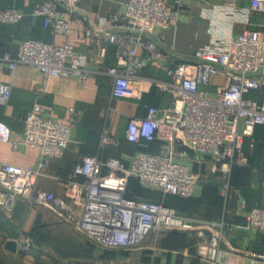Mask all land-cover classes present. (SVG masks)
<instances>
[{"label":"crops","instance_id":"obj_1","mask_svg":"<svg viewBox=\"0 0 264 264\" xmlns=\"http://www.w3.org/2000/svg\"><path fill=\"white\" fill-rule=\"evenodd\" d=\"M41 1L0 0V9L13 7L24 14L17 22L0 21V54L16 56L26 40L72 44L88 57L89 76L86 80L76 75L46 76L29 64L12 69L0 61V83L11 86L8 102H0V121L6 122L13 139L21 142L19 148L13 149L11 143L0 141V160L23 167L39 162L40 151L23 143L26 115L36 106L44 115L71 124L68 146L61 156L50 158L36 178L35 187L54 192L79 214L84 212L87 196L79 187L84 177L72 172L74 164L87 155L98 156L104 162L117 158L129 164L140 152L160 153L164 149L159 139L131 142L127 138L131 118L146 116L150 106L164 109L172 100V93L160 88L154 79L171 80L168 69L175 61L192 60L196 50L209 43L214 27L226 36L264 29V10L253 8L252 0H167L175 20L166 28H158L165 57L150 62L148 53L140 49L142 64L137 70L143 93L141 97L119 96L114 93V77L104 71L123 61L116 54L115 44H109L102 54L96 31L101 16L123 13L129 0H79V12L87 18L85 23L77 20V14H65L60 9L70 23V33L47 27L45 17L34 14ZM228 84V76L218 74L203 88L216 94ZM244 96L262 102L264 86ZM108 136L115 141L106 142ZM172 150L173 159L196 174L191 196L165 194L143 184L137 175L129 177L124 195L163 202L193 221L192 228L154 230L134 245L109 247L34 196L20 198L13 211L7 212L3 207L5 194L0 189V264H232L248 258L264 261V233L247 228L249 212L264 208V124L256 125L253 135L244 138L243 160L235 162L229 172L208 152L178 144H173ZM212 221L218 223L216 231H221L225 223L218 249L203 242L214 232L204 228L205 222ZM8 240L17 241L15 251L6 247Z\"/></svg>","mask_w":264,"mask_h":264},{"label":"built area","instance_id":"obj_2","mask_svg":"<svg viewBox=\"0 0 264 264\" xmlns=\"http://www.w3.org/2000/svg\"><path fill=\"white\" fill-rule=\"evenodd\" d=\"M252 7L264 10V0H252ZM60 9L65 14H77L81 23L87 20L79 12V0H42L34 14L44 16L47 27L70 33V23ZM23 16V12L13 7L0 9V21L17 22ZM174 20L167 0H129L123 13L99 18L96 36L102 54L109 44H115L116 54L123 61L122 65H109L104 71L114 77L116 95L141 97L143 89L137 70L142 64L139 50L148 53L150 62L163 60L165 51L158 28H166ZM0 61L12 69L29 64L46 76L76 75L82 80L89 76L88 57L77 52L72 44L26 40L16 56L0 54ZM263 70L264 29H247L238 35L226 36L214 27L209 43L196 50L192 60L175 61L168 69L171 80L154 79L160 88L172 93L170 104L164 109L150 106L146 116H135L129 122L128 140H162L164 149L160 153L140 152L129 164L117 158L104 162L98 156L87 155L73 165L72 172L84 177L79 183L87 196L82 214L54 192L35 187L36 178L48 166L50 158L64 153L72 132L71 124L44 115L42 108L36 106L26 115L23 143L37 148L41 158L29 167L0 160L4 209L10 213L20 198L34 196L109 247L134 245L154 230L192 228L193 221L178 215L163 202L126 197L128 179L137 175L143 184L165 194L191 196L197 183L196 174L173 159V144L208 152L229 172L235 162L243 160L244 138L253 135L256 125L264 124V98L258 102L244 96L264 86ZM218 74L227 75L229 84L211 94L203 87L210 85L212 77ZM10 96L11 86L0 83V102H8ZM104 140L115 141L109 136ZM0 141L11 143L13 149L21 144L13 139L11 128L4 121H0ZM217 224L205 222L204 228H212L214 232L210 237L205 236L203 242L218 249L225 223L221 231L215 230ZM247 228L264 233V208L249 212Z\"/></svg>","mask_w":264,"mask_h":264},{"label":"water","instance_id":"obj_3","mask_svg":"<svg viewBox=\"0 0 264 264\" xmlns=\"http://www.w3.org/2000/svg\"><path fill=\"white\" fill-rule=\"evenodd\" d=\"M17 245H18V243L15 240H8L6 243V247L10 250H13V251H15L17 249ZM232 264H264V261L258 260V259L248 258V259L239 260V262L235 261Z\"/></svg>","mask_w":264,"mask_h":264},{"label":"trees","instance_id":"obj_4","mask_svg":"<svg viewBox=\"0 0 264 264\" xmlns=\"http://www.w3.org/2000/svg\"><path fill=\"white\" fill-rule=\"evenodd\" d=\"M153 201H157L158 202V200H153Z\"/></svg>","mask_w":264,"mask_h":264}]
</instances>
